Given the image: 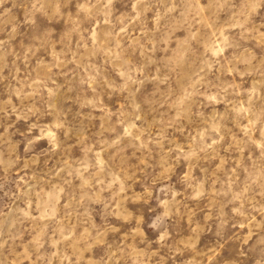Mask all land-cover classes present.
<instances>
[{"label":"rangeland","instance_id":"1","mask_svg":"<svg viewBox=\"0 0 264 264\" xmlns=\"http://www.w3.org/2000/svg\"><path fill=\"white\" fill-rule=\"evenodd\" d=\"M0 264H264V0H0Z\"/></svg>","mask_w":264,"mask_h":264}]
</instances>
